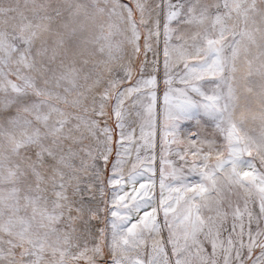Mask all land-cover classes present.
<instances>
[{
  "label": "snow or ice",
  "instance_id": "1",
  "mask_svg": "<svg viewBox=\"0 0 264 264\" xmlns=\"http://www.w3.org/2000/svg\"><path fill=\"white\" fill-rule=\"evenodd\" d=\"M0 264H264V0H0Z\"/></svg>",
  "mask_w": 264,
  "mask_h": 264
}]
</instances>
